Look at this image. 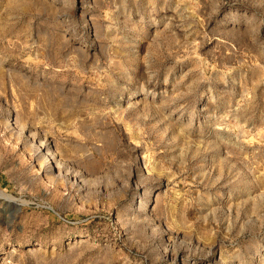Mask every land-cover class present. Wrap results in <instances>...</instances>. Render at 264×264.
<instances>
[{
  "label": "rangeland",
  "instance_id": "1",
  "mask_svg": "<svg viewBox=\"0 0 264 264\" xmlns=\"http://www.w3.org/2000/svg\"><path fill=\"white\" fill-rule=\"evenodd\" d=\"M0 264H264V0H0Z\"/></svg>",
  "mask_w": 264,
  "mask_h": 264
}]
</instances>
